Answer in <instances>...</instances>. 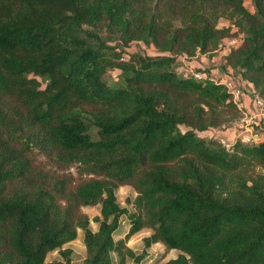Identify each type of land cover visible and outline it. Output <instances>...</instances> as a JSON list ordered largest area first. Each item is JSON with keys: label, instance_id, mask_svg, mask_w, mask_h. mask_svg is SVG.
<instances>
[{"label": "trees", "instance_id": "trees-1", "mask_svg": "<svg viewBox=\"0 0 264 264\" xmlns=\"http://www.w3.org/2000/svg\"><path fill=\"white\" fill-rule=\"evenodd\" d=\"M235 36L222 67L264 99V0H0V264H74L46 258L78 230L83 264H123L124 220L152 230L135 264L158 243L165 264H264V141L202 136L240 111L185 65ZM134 42L155 55L127 59Z\"/></svg>", "mask_w": 264, "mask_h": 264}, {"label": "rangeland", "instance_id": "rangeland-1", "mask_svg": "<svg viewBox=\"0 0 264 264\" xmlns=\"http://www.w3.org/2000/svg\"><path fill=\"white\" fill-rule=\"evenodd\" d=\"M246 5L248 8H251V5L249 2L246 3ZM222 23L223 25L226 24L225 22H222ZM136 52L146 54V55H151V56L155 55L154 49L152 47L151 48L146 47L145 45H143L142 42H134L128 48V53H125V56L127 59H129L130 58L129 54L136 53ZM213 54L218 55L219 57L222 56V54L218 53L217 50ZM229 72L230 71H225L224 74L229 75ZM233 77H230V78H233ZM105 79L111 86L113 87L119 86L120 81H119L118 71L109 72V74L106 76ZM219 135L222 136V134H219ZM224 136L226 137L227 134H225ZM41 161H44L43 158H41ZM70 172L75 173V169H71ZM136 197H137L136 192L133 190V188L128 187V186L121 187L117 193L118 202L120 203L122 207H127V199L134 201ZM82 212L91 221L92 229L94 231H97L98 226L96 223H94V219L95 217L99 216V206L85 207L82 209ZM129 229H130L129 223L126 220H124V222L122 223L120 233L115 237V240L117 241L124 240L125 249L123 251L124 253L127 254V256L123 264H135L134 260L131 259V257H129L128 251L133 252L135 255L141 254L144 250V239L149 237L152 234V230L148 228H144L141 231L132 235L130 238H127L126 235ZM62 249L63 250L70 249L73 251V263L74 264H83L84 260L87 257V250L83 242L82 231L78 230V235H77L76 240L63 246L59 250L49 253L46 258V261L52 262L54 260H61L60 250ZM179 254H180L179 251L169 250L163 244L158 243V244L153 245L149 249L148 259L142 264H165L167 261L177 258ZM113 264H121L120 258L118 257L117 254L114 255Z\"/></svg>", "mask_w": 264, "mask_h": 264}, {"label": "built area", "instance_id": "built-area-1", "mask_svg": "<svg viewBox=\"0 0 264 264\" xmlns=\"http://www.w3.org/2000/svg\"><path fill=\"white\" fill-rule=\"evenodd\" d=\"M242 43L240 36L226 38L219 44L217 52L222 55H227L234 49H237ZM189 72L196 80H204L206 74L196 71L191 68ZM233 77L230 78L229 77ZM229 75L223 74L217 79L221 84L226 86L228 92L231 93L232 101L240 111V118L234 127L229 128L225 137V132L212 130L210 132L201 134L202 136H211L220 140L222 146L226 150H230L236 142L242 144H257L264 141V99L254 92V89H246L244 83L238 75L232 71ZM219 134H222L220 136Z\"/></svg>", "mask_w": 264, "mask_h": 264}, {"label": "crops", "instance_id": "crops-1", "mask_svg": "<svg viewBox=\"0 0 264 264\" xmlns=\"http://www.w3.org/2000/svg\"><path fill=\"white\" fill-rule=\"evenodd\" d=\"M198 55L197 57L193 58L192 60H185V65L188 69L195 68V67H201L202 69H206L209 71V75L212 78H219L221 77L225 71H228L229 69L222 68V60L218 55ZM212 57V58H211ZM220 61V62H219ZM187 69V70H188ZM246 89L252 90V86L249 84H245ZM225 134H230L229 131L225 132Z\"/></svg>", "mask_w": 264, "mask_h": 264}]
</instances>
